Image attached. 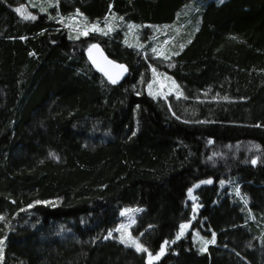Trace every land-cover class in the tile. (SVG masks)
Wrapping results in <instances>:
<instances>
[{
    "label": "trees",
    "instance_id": "1",
    "mask_svg": "<svg viewBox=\"0 0 264 264\" xmlns=\"http://www.w3.org/2000/svg\"><path fill=\"white\" fill-rule=\"evenodd\" d=\"M24 1L0 0V264H147L107 237L124 207L149 252L169 242L152 264H264V0L58 2L90 23L180 26L162 66L118 31L70 35L50 8L23 19ZM92 44L126 75L102 76ZM149 64L180 97L147 94Z\"/></svg>",
    "mask_w": 264,
    "mask_h": 264
},
{
    "label": "rangeland",
    "instance_id": "2",
    "mask_svg": "<svg viewBox=\"0 0 264 264\" xmlns=\"http://www.w3.org/2000/svg\"><path fill=\"white\" fill-rule=\"evenodd\" d=\"M59 1L60 0H25L24 1L25 3H23L17 8H23L25 10V14H28L30 16H35L34 14L35 11L45 13L47 8H50L51 10H53L51 13L52 15L50 16H53V19L58 21L61 27L67 29L70 35L74 37L85 36L91 32L106 36L118 31L124 36V39H126L125 41L128 44L130 43V45L134 46L136 49L140 51L143 49L145 45L146 46L148 45L149 49L147 52H150V55L153 57V59L157 61L161 66H162V57H164L166 53L172 52L171 46L172 43H174V37H172V35H174V33H176L177 31L181 30V28H179L180 26H153L144 30L143 26L136 25L132 22H125L123 19L118 18L111 13L106 15L101 20L92 23L88 22L78 11H74L69 16L64 17L63 15H60L58 13V10L56 8ZM64 1L70 2L71 0H64ZM18 14L21 18L24 19L23 14L21 13ZM95 46L98 45L92 44L87 48L86 54L88 57L90 56L91 49ZM142 55L146 56V53L142 52ZM164 63L165 65H169L170 62L168 59H165ZM149 65H150L149 70L151 76L149 82L146 85L147 94L154 99H161V100L163 99L165 101H167L169 95L180 97L181 95L178 84L170 76H168L165 72H163L162 69L158 70L154 68L151 64ZM207 181H211L212 183V179L201 180L193 184L186 193V199L192 209V220L195 219L197 212L201 207L200 201L197 195L195 194V190L201 185L211 184V183H207ZM220 184L222 187L225 186H229L230 188L232 187V185H230V182L228 180H223L221 181ZM236 192L238 193L237 189ZM139 211L140 209L138 207L122 208L119 213L120 220L118 224L108 232L107 237H115L120 242L122 238L128 240L130 237L131 239H134L138 243H140L139 240L131 234V227L134 225L136 216L139 213ZM122 213H124V215H122ZM181 225H187V227L183 229V235H180ZM181 225L177 234V236L180 235V238L183 237L185 233L190 229L191 221L182 223ZM192 236L194 242L196 243L199 249H205L206 246L209 244L206 242L212 241L211 239L204 238L196 230L192 231ZM0 241H4V240L0 238ZM168 245L169 242L167 241L161 244V246H164L165 249L163 255L166 253ZM2 248H3V244L0 245V260H1ZM133 248L135 249V247ZM160 249L161 247L154 253L149 251L144 252L146 255L147 264L149 258L148 253H151L153 256H155L159 254ZM163 255H160L159 259H161ZM159 259L153 260L152 263L158 261Z\"/></svg>",
    "mask_w": 264,
    "mask_h": 264
},
{
    "label": "water",
    "instance_id": "3",
    "mask_svg": "<svg viewBox=\"0 0 264 264\" xmlns=\"http://www.w3.org/2000/svg\"><path fill=\"white\" fill-rule=\"evenodd\" d=\"M89 58L97 71L111 81L115 79L117 82L127 73L126 67L108 57L100 46L91 49Z\"/></svg>",
    "mask_w": 264,
    "mask_h": 264
},
{
    "label": "snow or ice",
    "instance_id": "4",
    "mask_svg": "<svg viewBox=\"0 0 264 264\" xmlns=\"http://www.w3.org/2000/svg\"><path fill=\"white\" fill-rule=\"evenodd\" d=\"M221 2H222V0H221ZM16 11L18 12V13H21V14H23L24 15V19H35V17L34 16H30V15H28V14H25V10L23 9V8H17L16 9ZM79 14V13H78ZM86 34V33H85ZM181 49H183V45H181ZM175 55H178L179 53H174ZM122 67V66H121ZM110 79H111V77H109ZM112 83H116V80L115 79H112ZM174 83V82H173ZM151 87V86H150ZM252 163L253 164H255L256 163V161H252ZM207 183H211V181H207ZM191 194V193H190ZM138 211V210H137ZM122 215H124V213H122ZM187 227V225H181V233H180V235H183V229H185ZM180 235H178L177 236V239H179L180 238ZM121 243H124V244H126V246H132V247H135V250L137 251V252H148V249L147 248H145V247H143V245L142 244H140V243H138L136 240H134V239H131L130 237H129V239L128 240H125V239H121ZM206 243H214V239L212 240V241H207ZM3 244V241H0V245H2ZM202 251H204V250H206V249H201ZM164 251H165V249H164V246H161V249H160V252H159V254H157V255H155V256H153L151 253H148V264H152V261L153 260H157V259H159V256L160 255H163V253H164Z\"/></svg>",
    "mask_w": 264,
    "mask_h": 264
}]
</instances>
